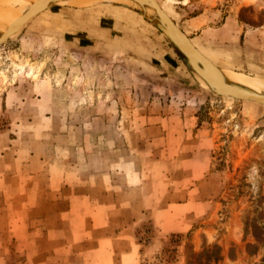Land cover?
<instances>
[{
	"label": "rangeland",
	"instance_id": "rangeland-1",
	"mask_svg": "<svg viewBox=\"0 0 264 264\" xmlns=\"http://www.w3.org/2000/svg\"><path fill=\"white\" fill-rule=\"evenodd\" d=\"M157 1L264 80V0ZM121 4L0 35V264H264V105L207 89Z\"/></svg>",
	"mask_w": 264,
	"mask_h": 264
},
{
	"label": "water",
	"instance_id": "water-1",
	"mask_svg": "<svg viewBox=\"0 0 264 264\" xmlns=\"http://www.w3.org/2000/svg\"><path fill=\"white\" fill-rule=\"evenodd\" d=\"M61 1L62 0H41L39 7L36 10L29 11L14 24H17L20 30L50 6L59 4ZM134 1L142 3L146 6L154 7L156 10V17L148 18L151 19L162 31V33L174 44L182 61L201 80L203 85L206 83L207 87L205 85L204 86L207 89L219 96L231 97L244 101H254L264 105L263 93H257L236 84L226 82L222 72L200 52L190 37L164 11L157 0ZM6 41L2 43H5Z\"/></svg>",
	"mask_w": 264,
	"mask_h": 264
},
{
	"label": "bare ground",
	"instance_id": "bare-ground-1",
	"mask_svg": "<svg viewBox=\"0 0 264 264\" xmlns=\"http://www.w3.org/2000/svg\"><path fill=\"white\" fill-rule=\"evenodd\" d=\"M40 1L41 0H0V13L7 11L8 12L7 15L13 14L12 16H10V17H8L2 21L3 24L0 25V35L7 34V33L11 32L12 30H14L15 28H17L18 27L17 24H14V23L18 19L23 17L29 11L36 10L39 7ZM114 2L117 4L122 3L121 5L140 10L147 17H156V10L154 9V7L146 6L142 3H139V2L134 1V0H62L59 3L65 4V5H70V6L93 4V5H91V7H93V6L99 5V4L112 5V4H114ZM1 15L3 16V14H1ZM222 75L224 77V80L230 84H236L238 86L252 90L254 92L264 94V80H262V79L253 78V77H249L246 75L240 76V75L234 74V73L229 72V71L228 72L222 71ZM204 85L206 86V83H204Z\"/></svg>",
	"mask_w": 264,
	"mask_h": 264
}]
</instances>
